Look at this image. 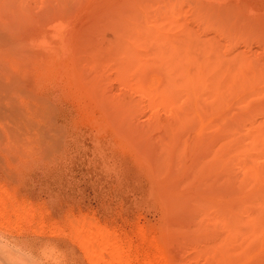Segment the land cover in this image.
I'll return each instance as SVG.
<instances>
[{
	"label": "rangeland",
	"instance_id": "1",
	"mask_svg": "<svg viewBox=\"0 0 264 264\" xmlns=\"http://www.w3.org/2000/svg\"><path fill=\"white\" fill-rule=\"evenodd\" d=\"M204 44L225 93L187 110ZM258 66L264 0H0V230L68 264H264Z\"/></svg>",
	"mask_w": 264,
	"mask_h": 264
},
{
	"label": "bare ground",
	"instance_id": "2",
	"mask_svg": "<svg viewBox=\"0 0 264 264\" xmlns=\"http://www.w3.org/2000/svg\"><path fill=\"white\" fill-rule=\"evenodd\" d=\"M196 6H197V5H196ZM261 6H262V5H261ZM224 14H225V13H224ZM236 18H237V17H236ZM260 19H261V18H260ZM261 21H263V19H261ZM188 42H189V41H188ZM190 42H191V41H190ZM205 44H206V43H205ZM205 44H204V47H201V48H202L203 51H204L205 49H207V51H205V53H203L204 55L201 54V55H202V56L200 57L201 59L198 57V60H200V62L197 61V58H196L195 56H194V57L196 58V61H195V58L192 59V58H193L192 56H191L192 58H188V57H190V55H188V54H185V56L188 55V57H186V58H185V56L183 55L184 57H181V60H182V61H180V60H179V59H180L179 57L182 56V55L180 54V53H181L180 50H178L180 53H179V52H175V51H174L175 48L172 50V52L175 53V54L173 53V54L175 55V57L179 58V59H178L179 61H177L178 63L176 62V63L178 64V68H179V65L184 64V63H182L183 61H185V63H186V64H184V65H187V63H189L188 59H189V60H190V59L193 60L192 62L190 61L191 64L195 61L192 65H194V67L197 68V69H194V68H192L193 66H191V67L187 66L186 68L189 69V71L187 70V74H186L185 77L182 76L181 73H178V72H177V76L179 75V78H180V76L184 77V79L186 80V84L184 83L182 77L180 78L181 81L177 80L175 83L179 82V84H180V83H181L182 85L184 84L183 86L180 85L179 87H181V88H185V89H183V92H184V90L186 91V89L188 88L187 90H188V91L190 90V93H189V94H191L192 97H193V99H192L193 102H192L191 105L189 104V108H187L188 106H187V107H186V106H183V107H186L187 110H208V109H204V108L201 106L200 101H198L197 103H195V99H196L198 96L201 95V94H199L200 91H201V90H204L205 88L208 89L209 85H210V86H213L212 90H213L214 92H217V93H218V94L216 93V94L218 95V97H221V96L225 93V90H223V88H222V86H221L222 82L220 81L221 79H219L220 77L218 76L219 78L216 79V78H217V77H215L216 75L214 76V74H217L216 72H217L218 70L214 72V69L211 68V66L215 65V64H212V63H216V64H218L216 61L219 60V55H218V53H217V56H218V59L216 58L217 60H216V59L212 60V56H213L212 49H214V47L212 48V46H210V49H211V48H212V49H211V51H209V50H210V49H209V46L206 47ZM189 45H191V43H190ZM183 47H185V46H183ZM201 48H200V49H201ZM203 48H204V49H203ZM176 49H177V48H176ZM184 50H185V49H184ZM188 50H189V49H188ZM182 51H183V50H182ZM185 51H187V49H186ZM216 51H217V50H216ZM187 52H189V51H187ZM209 52H210V53L212 52V53H211L212 55H210ZM173 54H172V55H173ZM178 54H180V56H178ZM209 55H210V56H209ZM165 56H166V55H165ZM167 57H168V55H167ZM173 57H174V56H173ZM210 57H211V58H210ZM183 58H185V59L183 60ZM172 59H173V58H172ZM186 59H187L188 62L186 61ZM235 59H236V58H235ZM235 59H234V60H235ZM162 60H163V59H162ZM238 60L240 61V59H238ZM219 61H222V58H221V60H219ZM236 61H237V60H236ZM236 61H235V63H237ZM180 62H181L182 64H179ZM196 62H197L198 64H197ZM229 63L231 64V62H229ZM233 63H234V62H233ZM239 63H241V62H238V64H239ZM148 64H149V63H148ZM155 64H156V63H155ZM173 64H174V63H173ZM173 64H172V65H173ZM211 64H212V65H211ZM223 64H224V63H223ZM242 64H243V63H242ZM146 65H147V64H146ZM184 65H182V66L185 67ZM195 65H197V66H195ZM210 65H211V66H210ZM218 65L220 66V65H222V64L219 63ZM231 65H232V64H231ZM174 66H175V65H174ZM209 66H210V67H209ZM124 67H125V66H124ZM175 67H176V66H175ZM188 67H189V68H188ZM222 67H223V65H222ZM222 67H220V69H221ZM186 68H185V70H184V69H182L181 66H180L179 69H182V70L186 71ZM207 68H208V69L211 68V69L213 70V72L210 73L209 71H210L211 69L208 71ZM213 68H214V67H213ZM241 68L243 69V66H241ZM162 69H163V68H162ZM191 69H192V70L194 69V70H193L194 72L191 71ZM220 69H219V70H220ZM227 69H228V67H227ZM229 69H230V68H229ZM231 69H232V68H231ZM231 69H230V70H231ZM174 70H175V68H174ZM230 70H229V71L227 70L228 73L226 72V74H229V72L231 73ZM162 71H163V70H162ZM225 71H226V70H225ZM225 71H223V72L225 73ZM241 71H242V70H241ZM160 72H161V70H160ZM218 72H219V71H218ZM242 72H243V71H242ZM172 73H173V72H172ZM172 73H171V74H172ZM212 73H213V74H212ZM224 73H223V74H224ZM232 73H233V72H232ZM232 73H231V74H232ZM162 74H163V73H162ZM180 74H181V75H180ZM163 75H164V74H163ZM219 75H220V74H219ZM263 75H264V67H263V66H261V67L258 66V67H256V68L254 69V76H255V77H259V76H263ZM177 76H176V73H175V76H173V77H174V78L176 77V79H178ZM212 76H214V79L211 78ZM227 76H228V75H227ZM233 76H234V77H233ZM221 77H222V76H221ZM235 77H237V76H236L235 74H233V75H232V79H235ZM166 78H167V77H166ZM168 78H170V77H168ZM174 78H173V79H174ZM222 78H223V77H222ZM226 78H227V77H226ZM229 78H231V76H229ZM163 79H164V78H163ZM211 79H212V80H211ZM227 79H228V78H227ZM164 80H165V79H164ZM171 80H172V79H171ZM237 80H238V79H237ZM169 81H170V80H169ZM172 81L174 82V80H172ZM182 81H183V83H182ZM235 81H236V79H235ZM212 83H213V84H212ZM217 83L220 84V85H216ZM171 84H172V82H171ZM235 84H236V83H235ZM185 85H186V86L189 85V87L186 88ZM173 86H174V85H173ZM166 87L168 88V85H167ZM174 87L176 88V86H174ZM179 87L177 86L176 89H179ZM172 88H173V87H172ZM200 88H202V89H200ZM163 89H164V88H163ZM166 90H167V89H166ZM180 90H181V89H180ZM174 91H175V90H174ZM172 92H173V90H172ZM172 92H171V91L169 92L170 95H171ZM175 92H177V94L180 93L178 90L175 91ZM227 92H228V91H227ZM229 92H230V91H229ZM185 94H186L187 97H188V94H187V93H185ZM165 95H166V94H165ZM175 95H176V94H175ZM191 95H189L190 98L188 97V99H190V100H191V98H192ZM173 96H174V95H173ZM167 97H168V95H167ZM174 97H175V96H174ZM174 97H171V96H170V98H172V99H174ZM168 98H169V97H168ZM172 99H171V100H172ZM190 100H189V101L187 100V101L190 102ZM178 108H179V107H178ZM180 108H181V110H182V107H180ZM186 109H185V110H186ZM181 113H182V112H181ZM178 115H179V114H178ZM174 120H175V119H174ZM196 121H197V119H196ZM192 123H193V122H192ZM194 124H195V123H194ZM191 125H192V124H191ZM198 125H199V124H198ZM196 126H197V125H196ZM198 127H199V126H198ZM198 127H197V128H198ZM191 128H192V127H191ZM195 128H196V127H194V130H195ZM256 130H257V129H256ZM255 132H256V131H255ZM221 146H222V145H221ZM221 148H222V147H221ZM0 220H1V219H0ZM77 229H78V228H77ZM94 231H95V230H94ZM80 232H81V231H80ZM80 232H79V233H80ZM82 232H83V231H82ZM88 233H90L91 236H92L93 234H95V233L93 232V230H92L91 232H88ZM85 237H86V236H85ZM108 238H109V237H108ZM108 238H107V237H102L101 239H102V240H106V239L108 240ZM86 239H87V238H86ZM88 239H89V238H88ZM97 240H98V239H97ZM90 241H91V240H90ZM86 242L88 243L89 240H87ZM109 253H111V251H109V250H105V249H104V251H103V250H100V251H94L93 255L96 256L97 258H99L98 261L96 260V261L94 262V264H121V263L123 262V259H120V258H118L114 263L106 262L105 259H106V256H107V255H110ZM94 256H93V257H94ZM118 256H119V255H118ZM25 258H26V257H25ZM114 259H115V257H114ZM106 260H107V259H106ZM124 261H125V260H124Z\"/></svg>",
	"mask_w": 264,
	"mask_h": 264
},
{
	"label": "clouds",
	"instance_id": "3",
	"mask_svg": "<svg viewBox=\"0 0 264 264\" xmlns=\"http://www.w3.org/2000/svg\"><path fill=\"white\" fill-rule=\"evenodd\" d=\"M14 239L18 237L0 230V264H29L25 255L34 258L37 252L43 258L42 264H68V252L51 241H46L39 249H32L25 254L23 249L13 248Z\"/></svg>",
	"mask_w": 264,
	"mask_h": 264
}]
</instances>
